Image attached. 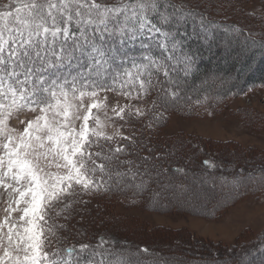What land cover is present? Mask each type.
I'll return each mask as SVG.
<instances>
[{"label": "snow or ice", "instance_id": "obj_1", "mask_svg": "<svg viewBox=\"0 0 264 264\" xmlns=\"http://www.w3.org/2000/svg\"><path fill=\"white\" fill-rule=\"evenodd\" d=\"M165 7H173L177 19L195 17L194 12L179 14L181 8L175 5ZM149 8L156 11L155 0L118 6L96 0H10L0 8V187L9 197L5 219L0 222V264H61L58 250L45 251L46 240L55 235L50 210L59 214L57 206L67 207L69 197L110 190L113 174L125 175L116 170V154L123 149L113 151L102 143L113 139L104 131L110 118L93 115V109L103 107L100 103H90L83 111L84 98L115 91L129 99H142L155 87L153 70L163 71L169 83H174L172 73L180 63L188 74L190 57L174 55L179 41L151 23L146 14ZM162 20L169 23L170 17L164 15ZM148 33L164 38L157 44L175 64L144 53L142 62L132 60L131 68L121 71L118 67L114 74L108 71L116 51L109 41L123 43L125 38L134 40ZM165 41H170L171 51ZM142 47L149 45L142 43ZM119 63L123 66L125 61ZM73 67L78 69L75 73ZM156 82L164 93V104L169 95L177 97L178 92L164 88L158 77ZM22 111L39 114L18 131L9 121ZM113 112L123 120L133 114L128 106ZM144 115L145 111L135 109V116ZM78 121L82 123L77 126ZM14 212L18 213L15 219Z\"/></svg>", "mask_w": 264, "mask_h": 264}, {"label": "rangeland", "instance_id": "obj_2", "mask_svg": "<svg viewBox=\"0 0 264 264\" xmlns=\"http://www.w3.org/2000/svg\"><path fill=\"white\" fill-rule=\"evenodd\" d=\"M127 1L96 0L98 3H118V5ZM183 1L187 2V0ZM12 2L14 3V0ZM215 2L213 4L218 6L219 11L225 9L224 13H219V15L239 24L242 30L244 27L248 36L264 40V0H215ZM9 3L10 0H0V8ZM183 20L186 19H177V22L182 24ZM242 30L237 31L238 34L233 36L234 41L220 38L217 43L218 57L214 61L223 65L226 61L233 60L237 64L225 78L216 72L206 76L205 81L217 84L216 88L218 87V89L238 77L239 66L245 62L247 57L258 55L257 48L248 42L252 38L247 37V34ZM224 31H226L225 26L218 28L217 25L215 28L206 27L203 24L196 33L190 34L188 39L207 46L210 39L216 37L218 32ZM147 36L153 38L148 39ZM147 36H138L134 40L125 38L123 43L118 39L122 50L115 51V57L126 55L124 51L130 49L136 55L130 56V64L127 67L131 68L132 60L141 62L143 55L141 51L145 49L142 47V43L151 45L150 42H153L158 45V40H164L159 33H148ZM258 43L262 44L261 41ZM136 49L137 51H134ZM262 54L263 52L258 55L259 60L248 65L247 73L249 74L245 76L246 79L243 76L245 81L249 77H263L264 54ZM212 57V55L207 56L211 59ZM123 60L125 61V58ZM119 62L120 60H113V63L120 65ZM119 68L123 71V68ZM180 68H184V63H181ZM223 79L226 80L223 81ZM205 84L202 80L198 87L202 88ZM217 101L220 102L214 109L194 110L187 113L189 115L171 112L163 116V121L156 125L158 137L168 145H182L178 156L185 171L194 168V166L197 168L203 158L211 157L212 159V157L218 156L225 167H229L232 163L234 165L225 178H231L237 182L236 167L247 170L253 176L245 184L238 183L230 191V188L235 186L233 180H228L225 187L222 185L223 183L216 182L217 177H213L211 174L205 175L203 172L194 173L192 171L193 177H187V175L183 177L173 173L162 175L157 179L161 184L155 188L153 197L160 201L164 200L165 204H172V208L160 210L159 207L153 210L144 206L126 207L119 203L108 204L104 212L111 218L100 227V238L103 241L98 243L97 239L94 243L95 246L101 248L107 244L126 246L129 243L136 247L138 244L153 250L155 255L164 257L167 264H264V249L258 248L260 244L264 243V85L253 86L246 91L239 90L235 96ZM93 102L103 106L99 110L93 109V115H99L103 120L107 114V117L110 118L104 128L105 133L112 136V140L121 138L125 142L130 141L137 132V128L133 125L135 109L140 108L147 112L152 108L153 103L150 94L142 99H129L117 92L100 91L96 98H84L83 111L86 112L87 105ZM125 106L132 108L131 119H120L113 112L114 108L118 111ZM38 114V111H22L19 114H14L9 121V126L22 131L26 122ZM141 117L143 116L139 118ZM80 123L82 121H78L77 126ZM190 141L200 146L203 149V154H195L191 164L189 160V164L187 161L184 164L182 157H188L187 154L191 151ZM256 164L262 165L260 171L257 170L258 168L256 169ZM50 170L56 171L55 168ZM140 179L141 182H144L142 177ZM167 181L175 187L176 192L170 189V183ZM149 186L151 184L145 183V197L152 191V189H147ZM8 203L7 191L0 187V222L5 219V209L8 207ZM93 203L97 205L98 201H92ZM63 206L62 204L57 206L59 214L67 213ZM208 210H213L214 214H209ZM49 214L59 215L57 210H50ZM12 217L17 218L18 213L14 212ZM53 225H55V235L46 240L47 251L55 249L57 244H62L58 238H61V234H63V227L57 223H53ZM84 240L88 243L94 239L85 238ZM69 242L65 239L64 244ZM134 246L131 247V250L136 251ZM77 248H82V245ZM211 250H214L215 254L208 259L203 258L206 253L212 255ZM241 251H244V254H240ZM2 255L3 249L0 248V256ZM198 255H201L202 258H199ZM101 257L102 254L97 259L98 264L117 263ZM59 258L61 264H76L72 253L64 251ZM141 260H146L149 264L154 262V258L148 257Z\"/></svg>", "mask_w": 264, "mask_h": 264}, {"label": "trees", "instance_id": "obj_3", "mask_svg": "<svg viewBox=\"0 0 264 264\" xmlns=\"http://www.w3.org/2000/svg\"><path fill=\"white\" fill-rule=\"evenodd\" d=\"M129 2H135V0H128L126 3ZM155 2L157 3L156 11L153 12L151 8L147 10L146 14L149 20L151 23L156 24L157 27L161 28L162 31L171 33L173 41H179V51L174 53V55L180 56L181 58H183L185 55L190 57L191 68L188 71V74L185 75L183 68H180L181 63L178 64L176 66V71L172 73L174 83H169L167 81L163 71L155 73V70H153V83L155 87L149 92V94L152 98V101H155L156 103L155 106H153L152 103V108L146 112L147 115H144L141 118L134 115L133 125L135 128H137V132H135L134 136L128 142H125L121 138L108 142L102 141V143H106V146L110 147L113 151H115L117 147L123 149L121 153L116 154L119 161V165L116 170L124 173L125 175L123 177H117L113 174L110 181V190L101 189L95 193L89 192L87 194H81L77 197H69L67 207L62 204L64 205L63 207L67 212L66 214L62 213L56 216L49 214V223H57L58 225H61L64 231L63 234H61V238H58V241L62 242V244H57L55 249L48 250V252L51 253L58 250V256H60L64 251L67 253V249L71 248L73 249L71 253L76 264H96L100 254H102L101 258H104L108 261L113 260L115 261L114 263L117 262L116 264H149V262L145 260L146 257L151 259L154 258V262H150L151 264H167L164 257L158 254L155 255V252L146 246H140L136 244L135 247L133 244L129 243L126 246H112L109 244L102 248L95 246L94 243H96L95 241L97 239L98 243L103 241L100 238V227L102 224H104V222H108L109 218H111L110 215H105L104 210L106 205H110L111 203H119L120 205L126 207L144 206L147 209L153 210L159 207L160 210L170 207L172 208V204H165L164 200L160 201L159 199H155L153 197L155 188L161 184L157 179L162 175H166L167 173L178 174L183 177L185 175H187V177H193L191 173L192 171L194 173L203 172L205 175L211 174L213 177H217L216 182L219 184L223 183L222 185L226 187V182L228 180H233L231 178H225V176L227 177L226 174L229 173V170L234 166L233 163L230 164L229 167H225L222 160L218 156H214L212 159L211 157L209 159L203 158L197 168L194 166V168L185 171L178 156V152L181 151L182 145H168L166 142H164V140H160L156 131V125L163 121V116L171 112L189 115L187 113L193 112L194 110L214 109L215 106L220 102L217 100H226L227 98L233 97L239 90L246 91L253 86L264 85V72L263 77H249V79L245 81V76H248L249 74L247 73L248 65L252 64L255 60H259L258 55H260L261 52L264 54V40H259L258 38L256 39L254 37L248 36L249 34H247V31L244 30V27L242 30L239 24H235V22L230 21V19L226 18L225 16L219 15V13H224L225 9L223 8V11H219L218 6H214L213 4V2L216 3L215 0H187V2H184L183 0H155ZM106 4L109 6H118V3ZM166 4L180 7L181 13L179 14L185 12H194L195 17H193V15H187L184 17L186 20H183V23L179 24L177 22V16L173 15L175 9L173 7L166 8ZM164 15L170 17L169 23L163 22L162 16ZM201 16L204 17L203 24L206 25V27L209 26L217 28L218 25V28L220 26H225L226 28V31L220 33L218 32L216 37L214 36V38L210 39V42L207 43V46L202 45L201 42L188 39L190 34H194L199 30L201 26ZM239 30H242V32L247 34V37L252 38L251 41L248 42L257 48L258 55L254 54L247 57L245 62L239 66L240 72L238 73V77L235 76L236 78L233 82H227L221 89H218V87L216 88L217 84H213L211 81H205L206 76L212 72H216L221 77L225 78L228 72H230L232 69H235L237 64H235L233 60L228 62L226 61V63L223 65L214 61L218 57V52L216 50L217 43L219 42L220 38H223L227 41H234L235 39L233 36L238 34L236 32H239ZM260 41L262 44L258 43ZM165 42L169 43V51H171L170 41ZM109 43L112 44L116 51L122 50L118 39L109 41ZM150 43L151 45L147 44L149 47H144L145 49L141 51L142 54L148 53L157 59L164 57V63L175 64V60L168 61L166 59L168 53L164 52L153 42ZM126 50L124 51L126 52V55L115 57L114 59L121 60L125 58V64L121 66L119 64L113 63L112 61V67L114 66L115 68H109V72L114 74V70L117 67L124 68L130 64V56H135L136 53H132L130 49ZM134 51H137V49ZM208 55H212V59L207 58ZM66 70L67 69H65V71ZM77 70L78 69L75 67L72 69L73 73H75ZM84 70L86 71L87 69L85 68ZM156 77H158L164 88L176 90L178 92V95L175 99H173L171 95L168 96L167 104H164L163 102L162 97L164 93L161 90V85L156 82ZM93 79H95V77H93ZM202 80H204V83L206 84L204 87L199 88L198 85ZM225 80L226 79H223V81ZM195 144L196 143H191L189 145L191 149V151L187 154L189 158L182 157L184 159V164L185 161H187L189 164L188 160L191 164L192 159L195 158V154H203V149ZM261 168V164H256L257 170L260 171ZM129 169H131V171H129ZM235 169L238 180L236 179L237 182L233 180L235 186L230 188V191H232V189H234L238 183L245 184V182H247L250 177L253 176L252 173H248L247 170L245 171L240 167H236ZM97 176L99 177V173H97ZM140 177L144 179V182H141ZM104 179L107 180L108 178L104 177ZM118 179L120 180V183H117ZM167 182L170 183L169 181ZM145 183L151 184V186H149V188L147 187V189H152L147 197L144 196V191L146 189ZM170 186V189L176 192L175 187L171 183ZM92 201H98V204H92ZM160 202L161 205H159ZM196 211L200 212L201 209L200 211ZM208 211L209 214H214L213 210ZM85 238L88 240H94L88 241V243H86L87 241L84 240ZM65 239L70 241L69 243L71 244L69 246V243L64 244ZM79 245H86L87 249L77 248ZM133 246L135 247L136 251H134V249H132L133 251L131 250V247ZM258 248L261 250L264 249V243L260 244ZM45 251H47L46 248ZM210 253L212 255L206 253L205 256L203 255V258L208 259L209 257H212L215 254V251L211 250ZM241 253L244 254V251H241L240 254ZM198 256L199 258H202L201 255ZM124 259L126 260V263H124ZM141 259L145 261H142Z\"/></svg>", "mask_w": 264, "mask_h": 264}]
</instances>
